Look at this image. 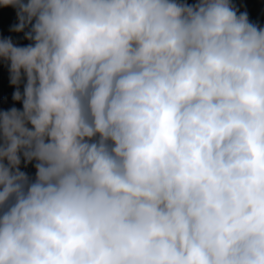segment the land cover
I'll return each mask as SVG.
<instances>
[{"label":"clouds","instance_id":"9594fccd","mask_svg":"<svg viewBox=\"0 0 264 264\" xmlns=\"http://www.w3.org/2000/svg\"><path fill=\"white\" fill-rule=\"evenodd\" d=\"M0 6L33 42L0 39L26 78L0 112V264H264V27L229 0Z\"/></svg>","mask_w":264,"mask_h":264},{"label":"trees","instance_id":"16d2710c","mask_svg":"<svg viewBox=\"0 0 264 264\" xmlns=\"http://www.w3.org/2000/svg\"><path fill=\"white\" fill-rule=\"evenodd\" d=\"M26 3L27 0H24ZM178 4H186V5H194L198 2V0H175ZM243 2V1H242ZM244 7L248 8L249 14L251 16H255L256 10H258L259 14L258 17L260 19L259 27H264V0H249V6L246 3H243ZM5 9H9V6L5 7ZM245 7V8H246ZM16 11V9L14 8ZM257 17V16H256ZM18 23V20H15V24L10 21L8 14L4 11L0 10V39L9 38L14 46L18 47H25L33 42L31 40L25 39V32H28L31 28V24H29L23 31L16 32L13 31V27ZM26 83V78L21 76L20 84L13 85L10 83V73H9V66L8 63L4 60L0 59V112H6L12 108H16L18 111H22V100L16 101L13 100V92L17 90L19 87V91L21 96H23V89L24 84ZM27 127L31 128L30 124L26 125ZM20 165L19 170L24 172L26 176L29 178L30 181H34L36 169L34 167L36 161L32 160L25 164L24 158L21 155L20 157Z\"/></svg>","mask_w":264,"mask_h":264},{"label":"rangeland","instance_id":"374dc122","mask_svg":"<svg viewBox=\"0 0 264 264\" xmlns=\"http://www.w3.org/2000/svg\"><path fill=\"white\" fill-rule=\"evenodd\" d=\"M243 1V2H242ZM230 4L235 8V10L237 11V14L241 13V12H246L248 15V20L250 23L255 24L257 27H259L260 25V19L258 17V10H256V15L255 16H251V14H249L248 8L244 7L243 3H246L247 6H249V0H229ZM250 7V6H249ZM0 10L4 11L8 14L10 21L15 24V20L17 19V15H16V11L14 10L13 7L9 6V9H5L4 7L0 6ZM257 16V17H256Z\"/></svg>","mask_w":264,"mask_h":264}]
</instances>
